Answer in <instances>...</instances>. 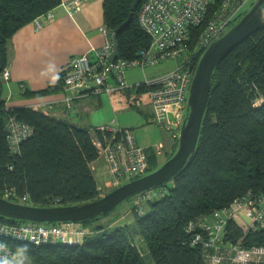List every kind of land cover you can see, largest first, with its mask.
Wrapping results in <instances>:
<instances>
[{"label":"trees","instance_id":"trees-1","mask_svg":"<svg viewBox=\"0 0 264 264\" xmlns=\"http://www.w3.org/2000/svg\"><path fill=\"white\" fill-rule=\"evenodd\" d=\"M220 1L214 3L213 9ZM61 3L62 0H0V74L9 62V41L17 31ZM133 3L134 0H104L107 26L116 32L130 18ZM137 11L117 34L120 57L134 56L151 41L139 24ZM202 29L203 26L192 28L188 44H193ZM214 70L195 153L175 175L171 187L167 188V183L158 186L165 189L164 194L149 202L146 213L139 215L134 211L156 264H206L201 247L189 243L190 235L185 230L189 220L229 206L249 190L257 196L264 193V25L240 40ZM24 91L32 97L44 89ZM146 91L145 86L138 88V92ZM258 99L261 104L255 103ZM10 115L34 127L32 136L22 141L18 154L8 148L6 129ZM95 133L96 138L103 140L100 131ZM94 138L81 125L33 107H8L0 90V190L14 187L21 195L29 194L33 205L42 206L99 198L101 191L91 168L99 157ZM150 165V170L154 169ZM95 218L82 223L89 230L102 228L93 229ZM226 229L234 241L243 235L232 220ZM10 244L28 254L33 264H147L123 226L88 233L80 245L52 242L36 246L19 241ZM243 244L264 245V230L251 231Z\"/></svg>","mask_w":264,"mask_h":264},{"label":"built area","instance_id":"built-area-1","mask_svg":"<svg viewBox=\"0 0 264 264\" xmlns=\"http://www.w3.org/2000/svg\"><path fill=\"white\" fill-rule=\"evenodd\" d=\"M249 1L221 0L213 9L217 0H142L137 11L138 21L151 37L150 43L139 48L132 57L118 55L116 59L110 60L114 52L115 30L104 23L100 27L105 43L100 48L91 50L92 52L73 56L62 68L65 99L70 103L78 96L113 93L116 90L145 86L153 107L151 122L166 126L174 136L179 137L189 112L190 90L199 63L197 57L244 15ZM84 2L86 0H68L65 5L70 13H75ZM44 18L52 20L53 10L35 17L37 30L43 27ZM198 26H203V29L198 34L196 47L191 51L188 42L192 37V28ZM178 57H182V61L171 71L159 76L146 75L143 81H136L134 84L128 82L129 69L138 67L145 72L149 65ZM9 76L10 68L7 66L0 77L8 80ZM20 87L25 89L23 83ZM7 124L8 148L11 153L18 154L21 152L22 141L32 136L34 127L18 120L15 115L9 116ZM97 130L103 134V140H94L99 148L96 160L105 159L107 162L110 171L109 186L117 187L150 170V154L146 147L137 142L135 131L129 127L114 128L110 125L100 126ZM91 168L93 171L98 169L94 163ZM164 191L161 187H152L139 193L133 200L136 213H146L143 205L161 196ZM103 195L101 191V196ZM0 196L32 204L29 194L21 195L14 187L1 189ZM231 220L243 232L236 241L232 240L226 229ZM82 222H10L0 218V264H15L19 260V253L11 246V241L29 242L38 246L55 243L53 239H58V243L68 246L80 244L88 231L82 226ZM185 230L190 235V245L201 247L206 264H264V245L246 247L243 244L248 233L264 230V193L257 196L249 190L245 195L235 198L229 206L213 209L209 214H200L190 219Z\"/></svg>","mask_w":264,"mask_h":264},{"label":"crops","instance_id":"crops-1","mask_svg":"<svg viewBox=\"0 0 264 264\" xmlns=\"http://www.w3.org/2000/svg\"><path fill=\"white\" fill-rule=\"evenodd\" d=\"M66 1L62 0L60 5L52 9V20L43 19L41 29L37 30L35 22L31 21L9 41L7 66L10 76L8 80L3 79L2 83V97L7 101V106L33 107L65 122L81 125L95 138V130L103 125L129 127L135 131L137 142L148 149L150 163L158 164L164 154L173 156L178 137L170 132V140V133H165L163 127L151 122L153 107L146 92L130 88L113 93L78 96L70 103L65 99L66 93L60 86L62 68L73 56L92 52L105 43L100 27L105 23L104 0H86L75 13L69 12ZM21 83L26 90L44 91L27 97L25 89L20 87ZM144 97L151 107L149 113L137 104L142 103ZM132 99L134 102H131ZM93 163L98 168L94 171L98 188L106 194L112 189L108 184V164L105 159Z\"/></svg>","mask_w":264,"mask_h":264},{"label":"water","instance_id":"water-1","mask_svg":"<svg viewBox=\"0 0 264 264\" xmlns=\"http://www.w3.org/2000/svg\"><path fill=\"white\" fill-rule=\"evenodd\" d=\"M141 1L134 0L130 18L122 23L121 27L115 32L113 36L115 42L114 52L110 56V60L116 59L119 55L117 34L130 22L134 15L133 13L137 11L142 3ZM263 25L264 0H258L252 5L250 11L238 20L237 24L228 29L222 37L216 39L215 42L205 49L203 55L200 57L192 81L191 94L188 100L189 112L186 115L178 137L180 141L179 147L174 152V155L166 160L161 167L117 186V188L112 189L106 195L81 203L42 206L23 204L0 196V217L4 216L11 219L31 220L35 222L84 221L97 216L107 215L109 211L115 208L121 201L129 198V196L139 194L152 187L164 185V183L173 180L175 175L186 166L187 161L196 151L203 116L207 110L211 94V80L215 71L214 69L240 40L250 36L253 32L262 28ZM6 133H8V129H6Z\"/></svg>","mask_w":264,"mask_h":264},{"label":"rangeland","instance_id":"rangeland-1","mask_svg":"<svg viewBox=\"0 0 264 264\" xmlns=\"http://www.w3.org/2000/svg\"><path fill=\"white\" fill-rule=\"evenodd\" d=\"M257 1L258 0H250L249 1V3L246 6V12L244 13V15L248 11H250V8L252 7V5ZM244 15H242L239 19H241ZM237 23H238V21H234V23L231 24L228 29H230L232 26H234ZM197 40H198V38H195L193 44H188V47L191 51L196 47L195 44L197 43ZM202 55H203V53L199 56V58H198L199 61H200V57ZM181 61H182V57H178L177 59L170 58V60H163V61L159 62V64H156V65H149L145 69L146 74H145V72H143L138 67L129 69L127 71L128 81L129 82H136V81H141V80L143 81L145 79L146 75L149 77L159 76L163 73L171 71V69H174L178 65V63H180ZM2 86L3 85H0L1 92H3ZM131 91H133V90H131ZM4 96H5V94H4ZM124 96H126V94ZM143 99H144V101L142 103L137 102V104L139 105L138 107H141L145 112L149 113V111L151 110L150 104H148L149 101L146 100V97H144ZM133 100L134 99H132L131 102H134ZM260 102H261V100L258 99L255 103L261 104ZM153 124H155V123H153ZM158 127H163L166 130L165 133L171 132L170 129H168L164 125H161V126L158 125ZM169 136H170L169 137L170 140H172L171 139V133L169 134ZM176 141H177V146H176L174 152L178 149L179 144H180L179 138ZM170 157H172L171 154H169V155L164 154L161 161L158 164H156V165L152 164L154 169L149 170L148 172H146L144 174L150 173L153 170L161 167L162 164L166 160H168ZM149 165H150V158H149ZM150 168H151V165H150ZM166 185H167V188L171 187V185H173V181L172 180L168 181ZM115 188H117V187H112V189H115ZM112 189H110V191ZM108 192H106V193H108ZM103 193H105V192L103 191ZM104 195H106V194H104ZM137 195L138 194L129 196V198L121 201L115 208H113L111 211H109L107 213V215H102V216H99L98 218H95V220L92 222V226L94 227L93 229H95L96 226H102V228L95 229L93 231V230H89V228L85 224L82 223V226L86 227V229L89 231V232L87 231L83 235V238L88 233H91V235H92V233H96V232H100V231H104V230H106V231L107 230H113L115 228H118L119 226H123V227H125L128 236L131 238L132 243L135 245L136 248H139L141 255L144 256L146 263L147 264H156L154 259L152 258L151 254H150L149 247L147 246L146 242L143 239V236L141 235L139 224H137V221L135 218V213H134L135 208L133 207V203H134L133 200L137 197ZM143 206H144V212L148 211L149 202L145 203ZM53 240L55 241V243H58V239H53ZM83 241H84V239L82 240V242L80 244H82ZM80 244H76V245H80ZM16 250L19 253L20 257H19V260L15 264H33V261L28 254L23 253L20 249H16Z\"/></svg>","mask_w":264,"mask_h":264}]
</instances>
